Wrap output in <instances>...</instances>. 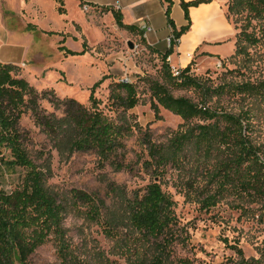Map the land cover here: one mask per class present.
<instances>
[{"label":"rangeland","instance_id":"obj_1","mask_svg":"<svg viewBox=\"0 0 264 264\" xmlns=\"http://www.w3.org/2000/svg\"><path fill=\"white\" fill-rule=\"evenodd\" d=\"M10 1L9 23L17 30L10 42L1 41L0 59L17 65L18 76L40 94L39 103L45 112L62 113L53 105L56 99L73 98L89 106L93 86L102 79L94 88L99 108L110 118L125 120L130 128L119 157L104 160L94 151L59 152L35 123L31 110L21 116L20 125L29 136L31 156L50 167L48 183L69 199L64 226L72 264H151L155 245L132 226L125 204L135 190L144 189L153 178L174 200L179 239L170 247L168 264L183 260L227 264L230 258L238 257L237 248L246 257L264 262V203L224 195L207 208L203 200L211 192L207 191L209 161L188 145L180 169L169 166L164 175L153 174L146 164L147 143L143 141L168 143L187 126L180 115L168 108L160 105L158 112L152 108L149 82L156 80L166 84L176 96H187L218 111L247 113L251 138L264 150V23L253 21L249 30L259 38L258 42L246 45L244 53L236 54L237 34L244 21L233 13L228 15L230 0H220L232 32L218 40L205 39L202 43L206 47L195 50L191 60L192 73L210 88L207 92L173 85L166 76L162 57L165 51L149 45L142 34L120 27L106 7L80 3L76 8L72 0H64L65 12L60 13L56 0H25L26 5L24 0ZM183 15L182 10L180 16ZM172 17L179 18L177 11ZM32 25L35 29L29 28ZM206 31L216 32L208 26ZM62 46L79 54H67ZM211 50L213 53L206 52ZM120 81L136 85L140 103L132 109L113 105V89L121 91L115 87ZM245 82L256 84L258 89L238 92L237 86ZM196 122L203 120L194 118L188 124ZM23 175L20 168L5 171L3 187L8 191L16 188ZM112 185L125 194L111 192ZM77 189L106 200L108 212L118 220L114 235L91 217L85 204L73 202L72 192ZM60 263L53 239L39 245L30 257V264Z\"/></svg>","mask_w":264,"mask_h":264},{"label":"trees","instance_id":"obj_2","mask_svg":"<svg viewBox=\"0 0 264 264\" xmlns=\"http://www.w3.org/2000/svg\"><path fill=\"white\" fill-rule=\"evenodd\" d=\"M56 1L60 4V13H64L65 1ZM165 1L168 3L166 15L175 38L172 46L162 54L166 76L176 87H195L210 92V88L204 87L202 81L192 73V61L180 68L178 75H174L167 62L181 36L191 27L190 7L210 0H182L181 6L188 22L180 28H177L171 14L172 0ZM106 9L113 12L120 27L144 36L143 29L123 21L121 11L110 7ZM227 13H233L244 21L237 34L235 52L244 53L246 45L258 42L259 38L249 29L255 20L264 23V0H230ZM29 28L35 29V26ZM61 49L67 54H79L66 46ZM17 68L16 64L0 62V264H30V257L36 248L48 239L55 240L60 264H72L64 226L69 199L48 183L50 167L31 156L29 136L20 125L21 116L26 110H31L35 123L59 152L94 151L104 160H116L119 157L130 128L125 120L110 118L99 108L94 88L102 79L93 86L89 106L73 98L67 101L56 99L53 105L62 111L57 115L45 112L39 103L40 94L25 78L18 76ZM115 87L122 91L113 89V105L116 107L129 110L140 103L133 82L120 81ZM237 88L238 92L258 89L251 82L240 84ZM149 90L155 112L162 105L180 115L187 124L168 143L143 139L147 143L146 164L153 174L164 175L169 166L180 169L184 163L183 154L188 145H192L197 154L209 161L206 169L207 191L211 192L204 198L203 205L209 208L224 195L264 203V150L251 138L247 113L218 111L196 103L187 96H176L166 84L156 80H150ZM194 118L203 122L188 124ZM18 168L24 172L22 181L19 186L8 191L1 180L4 172ZM110 191L124 192L113 185ZM71 199L74 203L85 204L91 217L100 221L110 235L115 234L118 220L108 212L103 197L77 189L73 190ZM173 206L172 197L154 178L144 189L135 190L126 199V214L132 226L142 238L155 245L156 254L151 264H168L170 247L179 239ZM237 252L238 257L230 258L227 264H264L261 259L246 257L241 248H237ZM177 264L193 263L183 260Z\"/></svg>","mask_w":264,"mask_h":264},{"label":"crops","instance_id":"obj_3","mask_svg":"<svg viewBox=\"0 0 264 264\" xmlns=\"http://www.w3.org/2000/svg\"><path fill=\"white\" fill-rule=\"evenodd\" d=\"M53 1V0H50ZM75 7L80 3L85 6L110 7L119 10L123 14V21L127 24H134L143 29L149 45L160 50L168 49L167 38L172 34V28L169 25L166 15L168 3L165 0H72ZM182 0H172L171 14L177 11L179 18L175 20L177 28L187 24L185 14L180 16L183 8ZM190 1V0H185ZM25 3V0H24ZM26 5V3H25ZM6 6L7 9L4 8ZM11 6L10 0H0V43L1 41L10 42L17 28L11 27L7 10ZM184 13V11H183ZM191 17V27L179 39L174 52L169 56L172 66L186 67L191 63L193 52L195 50H204L206 46L202 43L206 40H218L227 32H232L231 24L226 17V8L220 0H210L201 3L198 6H192L189 9ZM218 23L215 26L214 24ZM151 27V30L146 27ZM215 30V33L209 34L206 27ZM19 31V30H18ZM212 52L213 51H206ZM0 62H3L0 59Z\"/></svg>","mask_w":264,"mask_h":264},{"label":"built area","instance_id":"obj_4","mask_svg":"<svg viewBox=\"0 0 264 264\" xmlns=\"http://www.w3.org/2000/svg\"><path fill=\"white\" fill-rule=\"evenodd\" d=\"M145 27L148 30H151L152 29L151 27H147V26H145ZM173 40H175L173 34H171L170 36H168V38H167L168 48L172 46ZM168 61H169V57H168ZM180 68L181 67L173 66V70L172 71H173L174 75H178L179 74Z\"/></svg>","mask_w":264,"mask_h":264},{"label":"water","instance_id":"obj_5","mask_svg":"<svg viewBox=\"0 0 264 264\" xmlns=\"http://www.w3.org/2000/svg\"><path fill=\"white\" fill-rule=\"evenodd\" d=\"M129 44H130L131 47L133 46V44L131 42Z\"/></svg>","mask_w":264,"mask_h":264}]
</instances>
